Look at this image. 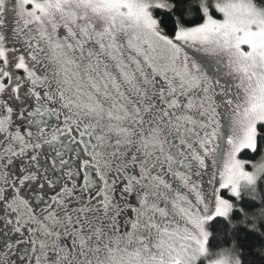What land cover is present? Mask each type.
I'll return each instance as SVG.
<instances>
[{
	"label": "snow or ice",
	"instance_id": "snow-or-ice-1",
	"mask_svg": "<svg viewBox=\"0 0 264 264\" xmlns=\"http://www.w3.org/2000/svg\"><path fill=\"white\" fill-rule=\"evenodd\" d=\"M0 264H264V0H0Z\"/></svg>",
	"mask_w": 264,
	"mask_h": 264
}]
</instances>
